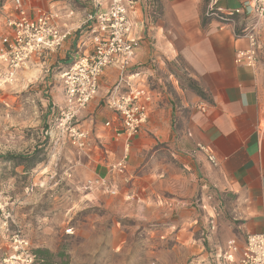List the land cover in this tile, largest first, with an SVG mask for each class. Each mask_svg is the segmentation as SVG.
I'll return each mask as SVG.
<instances>
[{
  "label": "crops",
  "instance_id": "0c3cea01",
  "mask_svg": "<svg viewBox=\"0 0 264 264\" xmlns=\"http://www.w3.org/2000/svg\"><path fill=\"white\" fill-rule=\"evenodd\" d=\"M12 1L0 0V48L8 35L5 21L13 14ZM129 1L130 38L137 48L128 72L140 73L151 94L149 118L129 144L127 166L133 181L126 186L117 177L118 195L108 198L98 193L104 197L94 203H103L119 217L160 220L163 225L149 233L150 237L158 234V242L147 241L136 252L130 251L131 234L116 229L111 246L117 262L105 259L100 264H220L217 256L228 241L235 240L241 248L247 234L264 232V18L255 30L259 62L251 69L234 59L236 52L248 49V39L241 32L250 31L253 19L235 17V28L219 30L216 20L204 18L209 0ZM240 1L217 0V5L228 11ZM22 2L31 17L40 10L59 14L55 22L59 28L76 27L83 18L79 1L81 9L73 0ZM70 10L76 14L66 17ZM83 42L88 46V38L72 33L56 52L31 59L21 69L22 75L31 80L50 67L63 71L75 57L90 51L81 48ZM173 62L202 96L177 87L167 72L166 64L173 66ZM0 69L5 70L1 60ZM118 78L115 64L106 68L97 94L77 118L90 130V146L82 152L87 178L104 176L109 164L124 156L123 139L115 137L118 122L105 104ZM167 80L177 90V106L169 107L151 89L154 82L162 85ZM52 94L53 105L61 107L62 88ZM201 106L205 112L199 110ZM107 122L109 128L104 126ZM160 146L166 149L157 151ZM198 146L213 155L215 165ZM126 194L132 199L126 200ZM41 241L51 252L56 247L52 235ZM79 259L71 256L70 263L92 264Z\"/></svg>",
  "mask_w": 264,
  "mask_h": 264
},
{
  "label": "built area",
  "instance_id": "2783aa9c",
  "mask_svg": "<svg viewBox=\"0 0 264 264\" xmlns=\"http://www.w3.org/2000/svg\"><path fill=\"white\" fill-rule=\"evenodd\" d=\"M84 6L83 18L76 27L59 28L55 22L59 14L40 10L36 16L27 15L22 0H13V14L5 21L8 35L0 48V60L5 63V70L0 74V84H12L17 73L33 58H40L47 53H54L77 32L88 38V46L81 43V48L89 47V52L73 59L62 71L63 104L54 111L53 126L50 134L61 144L67 143L78 151L84 152L90 146V130L77 122L79 114L88 106L97 94L98 82L105 69L115 64L119 78L105 98L107 109L115 115L118 122L116 138L123 139L124 156L109 164L104 176H96L84 181L81 190L100 191L108 196H117L119 191L116 178L120 177L128 186L133 181L127 166V152L131 140L137 136L149 118L148 105L152 97L146 90L142 75L128 72L134 57L137 42L130 38L132 24L128 19L129 0H78ZM76 11L70 10L66 17H73ZM253 19L250 31L241 32L248 39V49L238 51L234 62L247 68H255L259 62L258 43L255 30L264 18V0H241L237 8L224 10L217 5V0H209L204 18L214 19L219 30L226 26L235 28V17ZM199 110L205 112L204 106ZM110 127L107 122L104 125ZM199 149L207 155L208 161L215 165L213 155L202 146ZM32 192L26 189L25 193ZM126 200L132 195L126 194ZM10 198L0 192V228L8 231V251L1 258V264H33L34 254L29 240L18 229L12 216ZM12 224V225H9ZM72 235V228L65 231ZM238 255V256H237ZM220 264H264V232L247 234L243 246L239 248L235 240L228 241L226 247L217 256Z\"/></svg>",
  "mask_w": 264,
  "mask_h": 264
},
{
  "label": "rangeland",
  "instance_id": "374dc122",
  "mask_svg": "<svg viewBox=\"0 0 264 264\" xmlns=\"http://www.w3.org/2000/svg\"><path fill=\"white\" fill-rule=\"evenodd\" d=\"M166 65L167 72L177 81L180 90L196 94L191 90V80L179 69L177 62H173V66ZM24 71L20 70L19 76L17 73L12 84H0V192L10 198L13 219L32 249L48 250L41 238L52 235L57 243L50 252L65 256L57 259L56 264H72L71 256L80 257L79 261L83 259L84 262L100 264L105 259L117 262L112 256L111 246L116 238V229L126 235L131 234V252L145 248L140 245L147 241L157 243L158 234L150 237L149 233L153 230L158 232L159 225L163 223L160 220L142 222L119 217L103 203L95 204L94 201L99 202L104 196L98 195L102 193L100 191L81 190L84 181L89 179L83 165V153L67 143L61 144L50 134L48 126H53L54 113L50 116L49 111L58 108L52 103V93L55 88H62V70L50 67L31 80L24 78ZM174 88L168 80L162 85L158 82L151 85L158 98L169 107L177 106L179 102ZM35 149L40 162L29 170L16 166L14 161L2 159L7 154L29 155ZM164 149L165 146H160L156 150L163 152ZM31 188L32 192L25 193ZM88 195L96 196L93 199ZM88 199L93 202L89 203ZM41 221L47 228L45 233L40 228ZM68 228H72V235L65 234ZM13 230L14 226H10L8 231L0 228V264L8 251V235Z\"/></svg>",
  "mask_w": 264,
  "mask_h": 264
},
{
  "label": "trees",
  "instance_id": "16d2710c",
  "mask_svg": "<svg viewBox=\"0 0 264 264\" xmlns=\"http://www.w3.org/2000/svg\"><path fill=\"white\" fill-rule=\"evenodd\" d=\"M73 1L75 2L76 5L78 4L77 0H73ZM77 7L81 9L79 5H77ZM190 87L193 92H195L199 96H202L200 89L192 81H190ZM49 112H50V116H52L54 113L53 109H51ZM50 128L51 127L48 126V129ZM2 159L9 162L14 161L16 166H23L25 170H29L33 168L36 164L40 162L39 159L37 158L36 149L29 155L7 154L4 157H2ZM32 251L35 257L33 264H56L55 261L57 259H62L63 257H65L63 253L53 254L49 250L43 248L32 249Z\"/></svg>",
  "mask_w": 264,
  "mask_h": 264
}]
</instances>
